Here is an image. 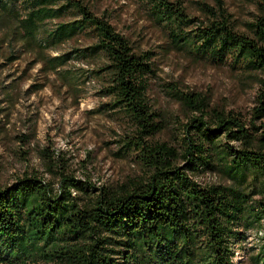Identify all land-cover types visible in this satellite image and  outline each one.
<instances>
[{"label":"trees","instance_id":"16d2710c","mask_svg":"<svg viewBox=\"0 0 264 264\" xmlns=\"http://www.w3.org/2000/svg\"><path fill=\"white\" fill-rule=\"evenodd\" d=\"M251 1L258 14L247 32L235 28L222 0L197 2L200 15L189 11L187 0H153L149 10L171 48L216 67L264 74V0ZM66 17L75 19L58 23L47 40L61 42L78 30L92 38L86 53L106 63L99 71L110 109L135 127L122 147L134 153L145 176L114 188L57 171V187L25 174L0 188V264H235V244L244 238L239 227L249 228L251 217L261 223L262 237L250 261L264 264V132L256 124L264 118V77L249 119L208 110L199 93L174 89L200 116L183 124L179 144L150 141L164 128L146 99L156 74L153 51L136 50L83 0H0V24L14 21L11 34L27 43L45 21ZM60 59L48 63L56 67ZM46 163L53 173V157ZM215 168L238 183L202 185L195 178Z\"/></svg>","mask_w":264,"mask_h":264},{"label":"rangeland","instance_id":"374dc122","mask_svg":"<svg viewBox=\"0 0 264 264\" xmlns=\"http://www.w3.org/2000/svg\"><path fill=\"white\" fill-rule=\"evenodd\" d=\"M83 1L97 15H105L136 50L155 54L156 74L148 81L146 99L164 128L147 140L179 144L183 124L200 116L179 102L174 89L199 93L207 99L208 110L250 118L263 73L216 67L171 48L166 33L152 19L153 0ZM201 1L214 2L187 0L192 14H201L197 4ZM222 1L235 28L247 32L258 14L255 3ZM74 19L45 21L32 43L11 34L14 21L0 24V188L25 174H37L57 187V171L114 188L145 176L134 153H125L122 147L125 136L135 135V127L125 113L110 109L112 99L102 92L106 79L99 71L106 63L86 53L92 38L86 30H78L61 42L47 40L58 23ZM59 56L62 63L50 66L49 59ZM256 124L264 132V118ZM51 156L53 173L46 163ZM195 178L202 185L238 183L219 168L205 169ZM258 198L252 195V200ZM251 219L249 228L239 227L244 238L235 244V264H251L250 256L261 244V223Z\"/></svg>","mask_w":264,"mask_h":264}]
</instances>
